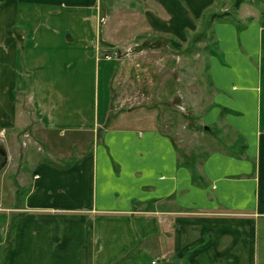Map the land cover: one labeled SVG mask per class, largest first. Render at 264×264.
<instances>
[{"label": "crops", "instance_id": "1", "mask_svg": "<svg viewBox=\"0 0 264 264\" xmlns=\"http://www.w3.org/2000/svg\"><path fill=\"white\" fill-rule=\"evenodd\" d=\"M127 1L0 0L4 162L22 132L46 155L0 211V264H264V11L214 24L222 145L192 166L160 130L107 126L119 66L100 19ZM226 1L135 3L148 33L183 39Z\"/></svg>", "mask_w": 264, "mask_h": 264}, {"label": "rangeland", "instance_id": "2", "mask_svg": "<svg viewBox=\"0 0 264 264\" xmlns=\"http://www.w3.org/2000/svg\"><path fill=\"white\" fill-rule=\"evenodd\" d=\"M227 1L204 14L198 28L183 39L148 33L142 20L144 4L138 5L136 0H128L120 14L110 13L107 8V16H102L100 23H109L112 30L104 35L106 41L100 50L119 66L111 86L108 127L160 130L177 144L182 158L196 163L222 145L217 141L220 134L216 124H208L207 116L216 94L210 61L220 57L213 27L215 23L238 19L235 0ZM248 1L251 4L245 7L259 18L257 13L264 11V0ZM224 12H230L229 19L216 21L207 30L202 28L207 16ZM123 15L125 24L121 25ZM2 140L0 134V211L14 207L15 191H21L23 196L30 187L35 165L46 160L33 134L22 132L17 137L12 164L6 166L7 151Z\"/></svg>", "mask_w": 264, "mask_h": 264}, {"label": "trees", "instance_id": "3", "mask_svg": "<svg viewBox=\"0 0 264 264\" xmlns=\"http://www.w3.org/2000/svg\"><path fill=\"white\" fill-rule=\"evenodd\" d=\"M245 2V0H235L234 1V11L235 10H239V8L242 6V4ZM230 17V12H224V13H212L211 15L206 17V21L207 23H203L202 28L204 27L205 30L211 28L212 24L216 21H221V20H225V19H229ZM206 31L202 32L205 33ZM186 164L188 165H192L195 166L196 165V160L191 161V160H184Z\"/></svg>", "mask_w": 264, "mask_h": 264}, {"label": "built area", "instance_id": "4", "mask_svg": "<svg viewBox=\"0 0 264 264\" xmlns=\"http://www.w3.org/2000/svg\"><path fill=\"white\" fill-rule=\"evenodd\" d=\"M106 59L111 60V56H106ZM153 264H156V263L153 262Z\"/></svg>", "mask_w": 264, "mask_h": 264}, {"label": "water", "instance_id": "5", "mask_svg": "<svg viewBox=\"0 0 264 264\" xmlns=\"http://www.w3.org/2000/svg\"><path fill=\"white\" fill-rule=\"evenodd\" d=\"M205 130H210V129L206 128Z\"/></svg>", "mask_w": 264, "mask_h": 264}]
</instances>
